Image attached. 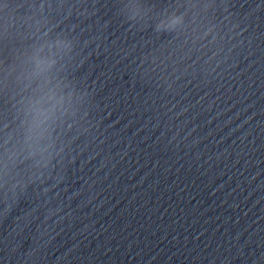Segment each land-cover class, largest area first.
<instances>
[{
    "label": "water",
    "instance_id": "obj_1",
    "mask_svg": "<svg viewBox=\"0 0 264 264\" xmlns=\"http://www.w3.org/2000/svg\"><path fill=\"white\" fill-rule=\"evenodd\" d=\"M119 2L70 0L79 43L52 74L73 155L57 187L0 199V264H264V0H206L191 47L154 31L171 0ZM61 35L0 41V157L42 95L28 58Z\"/></svg>",
    "mask_w": 264,
    "mask_h": 264
},
{
    "label": "clouds",
    "instance_id": "obj_2",
    "mask_svg": "<svg viewBox=\"0 0 264 264\" xmlns=\"http://www.w3.org/2000/svg\"><path fill=\"white\" fill-rule=\"evenodd\" d=\"M118 3L120 9L119 0ZM171 3L177 10L168 17L166 23L158 24L154 31L175 36L177 29H183L188 34V47H191L199 42L195 35L198 32V27H195L197 10L201 8L207 10L210 5L206 0H171ZM75 7L70 0H0V41L6 46L14 42L25 28L35 32L42 28L53 30L59 28L62 33L54 42L47 45L49 49L47 56L40 55L43 51L41 47L28 58L34 65L28 78L41 80L38 91L42 95L39 99L29 98L26 102L25 113L32 119L21 122V131L17 133L22 137L18 141L19 147L8 149V141L5 140V151L0 157V191L3 193L0 199L4 204L5 215L36 182L45 185L49 181H54L51 187L55 188L65 179L66 161L71 159L74 150L62 131V117L68 115L69 109L65 107V102L67 100L68 104H71L72 94L69 93L67 97L57 94V90L62 91L63 81L57 79L52 70L65 56H71L79 43L75 38L74 29L70 31L61 27V21L70 19ZM21 8L25 10L21 12ZM128 23L131 30L133 25ZM185 25L188 27L184 28ZM164 70L167 71V65ZM23 153H27L24 160L31 161L26 182L15 169L16 160ZM18 176L21 178L17 179Z\"/></svg>",
    "mask_w": 264,
    "mask_h": 264
}]
</instances>
